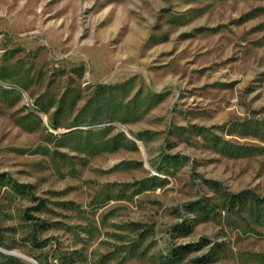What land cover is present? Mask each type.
<instances>
[{
    "label": "rangeland",
    "instance_id": "rangeland-1",
    "mask_svg": "<svg viewBox=\"0 0 264 264\" xmlns=\"http://www.w3.org/2000/svg\"><path fill=\"white\" fill-rule=\"evenodd\" d=\"M36 263L264 264V0H0V264Z\"/></svg>",
    "mask_w": 264,
    "mask_h": 264
},
{
    "label": "water",
    "instance_id": "water-1",
    "mask_svg": "<svg viewBox=\"0 0 264 264\" xmlns=\"http://www.w3.org/2000/svg\"><path fill=\"white\" fill-rule=\"evenodd\" d=\"M36 262V261H35ZM36 264H38V263H36Z\"/></svg>",
    "mask_w": 264,
    "mask_h": 264
}]
</instances>
